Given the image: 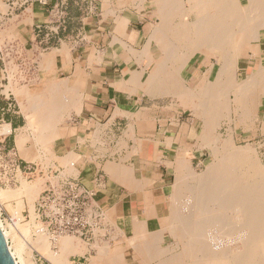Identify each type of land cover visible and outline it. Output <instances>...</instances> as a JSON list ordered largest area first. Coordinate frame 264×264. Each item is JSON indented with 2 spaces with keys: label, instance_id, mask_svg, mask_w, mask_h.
<instances>
[{
  "label": "crops",
  "instance_id": "obj_1",
  "mask_svg": "<svg viewBox=\"0 0 264 264\" xmlns=\"http://www.w3.org/2000/svg\"><path fill=\"white\" fill-rule=\"evenodd\" d=\"M54 1L44 6L38 0H10V17L0 28V41L6 36L21 42L25 51L21 61L34 68L26 83L31 108L21 110L22 122H10L15 146L20 155L31 157L30 147L38 145L29 134L32 125H38L32 108L36 99L52 103L40 104L41 111L66 105L65 110L55 112L61 115L59 135L47 144L49 147L52 142L56 158L54 179H75L92 189L91 202L104 212V227L110 231L107 240L95 239L86 251L72 253L69 259L76 264H121L122 257V264H146L131 240L138 237L145 242L147 238L150 243L159 234L160 241H153L156 249L172 252L166 229L160 224L169 208L167 197L176 168L188 162L190 150L189 126L175 123L170 106L157 101L166 95L136 86L158 78L172 83L179 65L167 57L153 35L162 18L161 0H93L98 11L80 16L82 25L75 34L81 37L75 45L71 35L55 41L33 36L36 24L51 21ZM41 43H47L46 49L41 50ZM197 53L179 69L182 80L189 65L193 66L189 78L197 75L203 63L201 58L194 60ZM36 129L37 135L42 134L39 126ZM19 134L23 139L17 137ZM150 232L156 236L148 237ZM140 235L147 237L144 240ZM96 242H106L107 250L100 252L93 247ZM143 242V246L148 245ZM150 264H160V257H154Z\"/></svg>",
  "mask_w": 264,
  "mask_h": 264
},
{
  "label": "bare ground",
  "instance_id": "obj_2",
  "mask_svg": "<svg viewBox=\"0 0 264 264\" xmlns=\"http://www.w3.org/2000/svg\"><path fill=\"white\" fill-rule=\"evenodd\" d=\"M159 5L162 18L153 35H156L154 37L164 46L167 57L174 59L179 65L174 69L172 83L158 78L153 79L155 82L152 80L146 87L139 82L136 86L155 93H163L171 88L179 95L188 93L194 97L198 104L195 114L201 118L202 123L199 137L204 145L210 147L212 156L206 168L204 167L206 171L203 178L187 164L178 165L176 181L171 186L168 213L162 217L161 229L168 230V233L176 237L193 236L184 250L185 260L188 262L181 259L178 264H264V152H260V146L255 142L248 141L238 145L233 134L231 136L228 133L223 137L218 131L221 121H227L228 126L232 123L235 128L248 130L245 136L249 139L253 138L252 129L264 134V110L260 111V106L264 104V0H187V5H184L183 0H161ZM176 16L179 21L174 20ZM3 40L0 50L3 49ZM243 44L249 46L248 63L244 75L239 79ZM40 45L41 50L47 47V43ZM178 45L184 48V51H181ZM202 48L218 51L220 62L215 76L212 80L210 76L206 78L203 84L201 82L200 88L184 89L180 85L182 77L179 75V69L189 57ZM4 55L6 63L13 62L5 49ZM251 61L253 64L250 65ZM213 66L214 64L209 68L211 73ZM12 69L13 66L9 67V70ZM16 69L18 67L15 64L14 70ZM50 102L39 97L32 107L36 113L34 122L42 129V134L35 135L33 142L49 152L48 156L44 153L47 156L46 162L53 156L47 144L59 135L57 123L61 120V115L55 112L66 106L61 103L52 109L53 107L49 108L52 105ZM42 103L49 106L41 111L38 106ZM17 137L23 139L24 136L19 134ZM66 156V160L71 159ZM219 156L223 157L221 164ZM22 187L28 192L29 186L24 180ZM21 192L0 188V200L16 198L17 203L23 207L24 193ZM28 204L34 219L31 194ZM9 221V224L16 225L21 218L14 216L9 218ZM11 225H7V229L0 220V227L7 242L9 238L12 239L13 244L8 242V247L16 264H30V259H24V254L30 255L33 249H39L52 264H66L67 256L75 249L70 234L60 235L56 239V251L49 242L48 232L41 225H34L36 236L29 244L15 234V228ZM144 227L141 228L144 230ZM160 231L159 229L157 233ZM151 233L153 232L148 235L150 238L159 236L156 232L153 236ZM128 236L127 238L130 237ZM157 236L153 241H160ZM146 240L143 242L134 237L131 244L146 243L148 245L144 246L149 253H162L165 250L156 249L155 242L149 239L152 241L149 243ZM97 248L99 251L107 250L108 244H98ZM155 249L157 251L154 252Z\"/></svg>",
  "mask_w": 264,
  "mask_h": 264
},
{
  "label": "rangeland",
  "instance_id": "obj_3",
  "mask_svg": "<svg viewBox=\"0 0 264 264\" xmlns=\"http://www.w3.org/2000/svg\"><path fill=\"white\" fill-rule=\"evenodd\" d=\"M9 2L10 0H0V28L3 26V24H5L6 21H8V18L10 17V10H8ZM183 3L184 5H187V0H183ZM97 8L98 7L95 2H87L84 4V7L82 8L81 5L78 4L75 0H72L68 5V12L69 15L71 16V19L67 20L66 31L59 32L58 35L51 36L52 38H46L42 34V32H38L37 25L41 26L40 29L44 30L45 26L49 27L53 25L52 21H50L45 24L43 23L36 24L34 26L33 36L34 38H36V40L55 41V40H65L67 39L68 35H71L69 38L72 44L75 45L76 43H78L81 37L78 34H75L77 29L80 27V25H82V20L80 16L82 15L87 16L90 13L96 12L98 11ZM192 19L193 16L190 17V20ZM72 32L74 34H72ZM235 38L237 40L238 36L236 35ZM178 46L181 51H184V48H181L180 45ZM2 47L3 49L0 50V188L15 189L19 192L22 191L21 194L24 193V195H22L24 206L21 207L17 203L18 199L16 198H11L8 200L5 199L0 200V220L7 227V229H9L7 226V225H11L9 224L11 222L9 221V218H12L14 216H20L21 221L16 225H11V226L15 228L14 229L15 234L27 244H29L32 238L36 236L34 232V225H38V224L41 225V227H43L48 232L49 242L50 244H52L51 246L53 247V250H56L58 248L57 245L55 244V241L56 239H58L60 235H64V234H57L56 232H54L53 226L46 222L47 220L40 219L38 212V204H37L39 196L41 195L43 190L57 183L56 181L57 179H54L57 170L55 167H53V164H56V162H54L55 156L53 155L51 158L52 160L50 159L49 161L46 162V157L48 156L49 152L44 150L39 144H38L39 146L35 145L30 147V152L32 155L31 157H24L23 155H20L18 148L15 146L12 135L14 131L12 129L11 132V125H10V122L13 123L22 122V116L20 115L21 110L31 108L30 105L32 103V97L31 98L28 97V94L26 92V88H27L26 83L27 81H29L28 78L33 74L34 68L26 64L27 63L26 61L25 62L21 61V54L25 53L23 46H21V42L13 41L12 39L5 36ZM4 49L8 52L9 56H11L13 62H10L9 64L5 62ZM196 52L198 53L196 54L194 60L201 58L203 60V61L201 60L203 63L201 64V66H199L197 75H194L193 77L189 78L190 72L193 67L192 65H189L187 67V70L184 71L183 77L185 79L183 78V80L180 82V85H182V87L187 90L188 89L195 90L197 88H200L202 86L201 82L203 84L206 78H208L209 76H210L209 78L212 80L215 76L216 70L220 62V57L219 54L217 53L218 52L217 50L213 51L207 48H202L201 50H198ZM248 54H249V46L247 44H243V50L239 62V79L242 78V76L244 75V71L247 68ZM15 64L18 67V69L16 70H14ZM213 64H214L213 66L214 68L211 73L209 68ZM251 64H253V61L250 62V65ZM12 66L13 69L11 71L9 70V67L12 68ZM21 68L23 70L24 76H22V72L20 71ZM146 85L147 83H143L144 87H146ZM38 95L39 94L36 93L35 97ZM156 95L159 96L166 95L164 96V98L159 99L157 101L165 105L168 104V106H170L174 114L173 121L175 123H178L179 125L184 124V126H189L190 150L188 152V162L186 163L183 162V163L187 164L192 170L194 169L193 171L197 173V175H199L200 178H203L204 172L206 171L205 166L208 162L211 161L212 156H211L210 147L204 145L201 137H199L202 123H201V118L195 114V110L198 108L197 107L198 104L196 103L197 100L193 99L194 97L190 96V94L188 93L187 94L181 93V95H179L178 93H175L171 88L168 91H164L163 93H158ZM170 103L171 105H169ZM260 108H261L260 111L262 112L264 110V104L261 105ZM262 116L263 115L261 114L260 118H262ZM221 122L222 123L218 127V131L222 134L223 137H225L228 133L231 136L233 134V137L236 139L238 145L246 144L248 141L255 142L258 144V146H260V152L261 153L264 152V134L260 133L258 130L256 131L252 129L253 138L249 139L248 137L245 136L246 134H248L249 132L248 130L243 131V129L241 128H235L232 125V123L228 126L227 121H221ZM259 124L260 122H258V125ZM37 126L38 125L33 124L32 125L33 129L29 131V134L33 138L35 135L38 134V130L36 129ZM51 143L52 142H50L48 148L52 153L50 148ZM44 153L45 154L47 153L46 154L47 156ZM43 156L46 157L43 158ZM21 158H25L28 161L25 162V160H22ZM219 158L221 164L222 161L221 159L223 157L221 158V156H219ZM224 160L226 161V159ZM263 161H264V157H263ZM177 173H178V166L176 168L175 178L172 180V185L176 181ZM23 180L25 183L28 184L29 186L28 192L31 194V197L33 199L32 206L35 212L34 219H33L34 216L32 217V215L30 214L31 211L28 204L30 194L26 191L27 189L24 190V188L22 187ZM169 197L170 195L167 197L168 204H169V200L171 199V198L169 199ZM165 213L167 215L168 210ZM30 221L32 222L30 223ZM166 235H167V239L171 243L172 252L164 250L162 251V253L159 254L152 252L149 253L146 249H143L144 247L143 245H136V243H133L136 250L138 252L141 251L140 255L146 264H150V261L154 259V257H158V258L160 257L161 264H178V260L181 259L182 261L184 260L186 263L188 262V260H185L186 257L184 255L185 254L184 250L188 245L189 239H192L193 236L176 237L170 232L168 233V230H166ZM70 236H72L73 238L72 241L75 246V249L72 253L75 252L83 253L88 249L87 246L91 247V244L94 242L95 239L101 238L102 240H107V238L110 236V231L108 232L105 227H101L99 232L97 234H93V236H87L85 238L77 235H74L76 236L74 237L73 234H70ZM81 240L84 241L85 243L82 242ZM8 242L11 245L13 244L11 238L8 239ZM98 244L99 243L96 242L93 245V247L97 248ZM69 255L66 258V264H76V262H72L71 258L69 259ZM24 256H25L24 259L26 260L30 259L28 260L30 264H52V261H50V259L47 256L42 254L39 249H33L30 255L25 253ZM119 262L122 264L123 262L122 257H119Z\"/></svg>",
  "mask_w": 264,
  "mask_h": 264
},
{
  "label": "built area",
  "instance_id": "obj_4",
  "mask_svg": "<svg viewBox=\"0 0 264 264\" xmlns=\"http://www.w3.org/2000/svg\"><path fill=\"white\" fill-rule=\"evenodd\" d=\"M28 0H24V3ZM47 6L49 0H38ZM72 0H55L51 5V26L44 30L37 25L38 32L46 38H52L59 32L66 31L67 20L71 19L68 5ZM81 7L93 0H75ZM85 12V11H83ZM50 22V21H49ZM100 181V176H98ZM93 190L85 188L75 179H64L43 190L38 199V212L40 219L53 226L57 234H73L80 237L93 236L101 227H104V212L96 208L90 199ZM98 230V231H97Z\"/></svg>",
  "mask_w": 264,
  "mask_h": 264
},
{
  "label": "water",
  "instance_id": "obj_5",
  "mask_svg": "<svg viewBox=\"0 0 264 264\" xmlns=\"http://www.w3.org/2000/svg\"><path fill=\"white\" fill-rule=\"evenodd\" d=\"M0 264H16L15 258L13 257L8 242L4 236V233L0 227Z\"/></svg>",
  "mask_w": 264,
  "mask_h": 264
}]
</instances>
